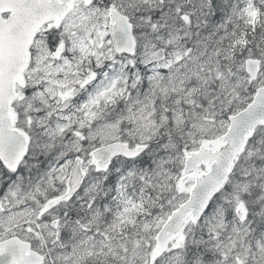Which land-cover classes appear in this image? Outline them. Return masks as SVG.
Instances as JSON below:
<instances>
[{
	"label": "snow or ice",
	"instance_id": "6c2138e0",
	"mask_svg": "<svg viewBox=\"0 0 264 264\" xmlns=\"http://www.w3.org/2000/svg\"><path fill=\"white\" fill-rule=\"evenodd\" d=\"M0 264H264V0H0Z\"/></svg>",
	"mask_w": 264,
	"mask_h": 264
}]
</instances>
